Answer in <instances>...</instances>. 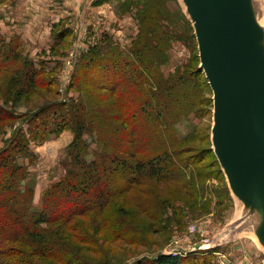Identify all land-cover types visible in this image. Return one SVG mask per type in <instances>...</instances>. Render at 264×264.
Masks as SVG:
<instances>
[{"label":"rangeland","instance_id":"1","mask_svg":"<svg viewBox=\"0 0 264 264\" xmlns=\"http://www.w3.org/2000/svg\"><path fill=\"white\" fill-rule=\"evenodd\" d=\"M8 1L0 0V9ZM129 1L135 3L131 11L127 10ZM148 1L147 10L142 6L146 0H48L57 10L54 21L46 28H25L23 34L20 32L24 36L17 35L23 47L21 61L0 70V106L12 114V121L0 125V150L14 132L28 128L27 113L51 102L83 98L98 120L102 110L111 105L103 99L101 94L105 93L94 88L98 72L94 64L85 67L89 49L100 41L104 54L109 51L105 40L112 39L117 54L130 56L138 53L137 40L156 32L151 38L154 43L161 39L162 52L154 47L145 51L155 78H147L145 94L139 96L138 104L142 106L148 100L150 105L159 106L163 115L159 113L160 117L151 122H170L169 144L165 140L167 147L162 151H182L183 155L175 156L173 176L147 179L119 198V206L134 222L136 230L128 223L124 228L113 227L115 210L95 220L82 218L81 235L90 242H77L81 246V260L71 264H141L160 254L173 253L183 255L186 264H264V251L252 235L229 239L223 234L224 228L237 218L238 209L212 150L213 92L199 69L193 26L184 14L181 0ZM260 2L264 22V0ZM2 14L0 11V17ZM140 14L144 16L143 22ZM148 24L152 28L142 32V27ZM2 33L9 36L11 32ZM30 61L40 71L33 89L25 82V67L29 70ZM160 80L166 83V90L154 94ZM157 127L153 125L154 130ZM74 138L75 133L66 129L58 137L31 144L38 159L30 166L32 175L28 184L36 190V208L43 189L60 180L69 168L68 149ZM87 139L90 149H96L92 139ZM155 142L159 143L156 150L143 153L144 157L154 158L162 153V142L157 139ZM87 159L92 160L93 155ZM19 162L28 163L22 159ZM37 264L60 263L46 259Z\"/></svg>","mask_w":264,"mask_h":264},{"label":"trees","instance_id":"2","mask_svg":"<svg viewBox=\"0 0 264 264\" xmlns=\"http://www.w3.org/2000/svg\"><path fill=\"white\" fill-rule=\"evenodd\" d=\"M148 2L142 3L147 10ZM129 4L127 10L131 11L135 3L129 1ZM140 18L143 22V14H140ZM151 28L149 24L143 26L142 32ZM151 33L146 39L136 41L138 53L130 56L117 54L112 48V39H108V42L105 40L109 51L104 54L100 41L89 49L85 67L88 69L94 64L98 71L96 80H93L94 88L104 92L101 94L103 99L111 105V108L109 106L102 110L98 120L96 112L88 108L83 98L71 99L69 102L55 101L27 113L25 119L28 128L21 127L4 143L0 150V264H37L46 259L71 264L81 260V246L78 247L77 242H90L81 235L84 233L82 218L95 220L115 210L113 227L124 228L128 223L136 230L134 222L127 218L124 209L119 206V198L131 187L143 184L147 179L173 176V167L177 165L175 156L180 157L183 153L162 151L167 147L165 140L169 139L167 129L170 122H151L154 117L156 120L160 117L159 113L163 115V111L156 104L150 105L148 100L142 106L138 104L139 96L145 94L144 83L148 81L147 78H155L145 51L154 47L159 48L160 54L162 52L161 39L158 38L154 43L151 37L156 32L153 35ZM9 34L2 33L0 27V70L21 61V40L17 34ZM153 56L156 58L157 55ZM27 63L29 61L26 58ZM31 63L29 70L25 67V82L33 89L40 71L35 63ZM165 86L166 83L160 80L154 94L165 91ZM10 111L0 106V125L12 121ZM154 124L158 126L155 130ZM66 129L75 133L68 149L71 160L69 168L60 180L43 189L39 208H36V190L28 184L32 175L30 166L38 159L31 150V144L58 137ZM87 137L96 144V149H90ZM156 139L162 142V153L154 158L144 157L143 153L156 150L159 145ZM90 154L93 155L92 160L87 159ZM20 159L28 163L21 164ZM186 263L187 259L182 255L172 254H160L150 261L141 262Z\"/></svg>","mask_w":264,"mask_h":264},{"label":"water","instance_id":"3","mask_svg":"<svg viewBox=\"0 0 264 264\" xmlns=\"http://www.w3.org/2000/svg\"><path fill=\"white\" fill-rule=\"evenodd\" d=\"M213 92L212 150L238 216L223 231L264 251V22L260 0H181Z\"/></svg>","mask_w":264,"mask_h":264},{"label":"crops","instance_id":"4","mask_svg":"<svg viewBox=\"0 0 264 264\" xmlns=\"http://www.w3.org/2000/svg\"><path fill=\"white\" fill-rule=\"evenodd\" d=\"M10 2L11 0L0 9L4 12L3 17H0V27L5 33L11 32L21 37L25 28H46L50 21H54L53 15L56 17L57 10L48 0H13V4H9ZM15 3L17 4L14 5Z\"/></svg>","mask_w":264,"mask_h":264},{"label":"built area","instance_id":"5","mask_svg":"<svg viewBox=\"0 0 264 264\" xmlns=\"http://www.w3.org/2000/svg\"><path fill=\"white\" fill-rule=\"evenodd\" d=\"M172 255H181V254L173 253Z\"/></svg>","mask_w":264,"mask_h":264}]
</instances>
